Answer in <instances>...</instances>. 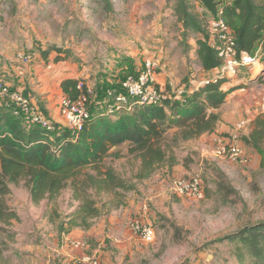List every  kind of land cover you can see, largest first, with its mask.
<instances>
[{
  "label": "rangeland",
  "instance_id": "rangeland-1",
  "mask_svg": "<svg viewBox=\"0 0 264 264\" xmlns=\"http://www.w3.org/2000/svg\"><path fill=\"white\" fill-rule=\"evenodd\" d=\"M109 2L0 0V70L6 67L10 72L15 68L23 73L25 69L34 72V66L43 63L51 71L60 65L77 64L78 72L91 71L92 101L99 94V86L104 87L105 95L123 89L126 80L123 76L134 70L130 61L135 51L132 48L148 53L154 58L149 60L160 66L167 60L174 61L169 72L172 78L162 85L169 95L181 84L190 86L191 78L199 82L213 76L200 75L201 63L191 62L188 56L187 45L197 43L200 35L190 32L187 37L182 36L183 26L176 14L177 0ZM195 12L205 23L211 19L200 3L195 2ZM123 62L128 67L120 73L118 68ZM255 68L242 69L232 78H238L237 82L222 78L224 81L220 84L226 88L221 90L227 94L218 97L219 107L208 108L220 113L222 120L233 116V132L209 133L174 142L179 128L170 129L165 142L171 145L170 152L177 157V163L165 164L141 180L135 177L140 160L127 153L128 146L122 144L120 156L114 154L119 147L113 149L106 162L115 167L130 188L124 191L120 205L112 200L106 202L102 214L89 229L73 228L72 233L63 230L67 228V216L77 205L71 198L70 188L51 202L34 204L24 181L12 183V192L6 200L18 211L20 220H13L15 238L5 239L7 245H0V264H88L84 260L88 255L96 256L101 264H241L234 244L216 239L264 220V155L246 141L254 129L253 122L264 114V82L258 81L260 66ZM158 69L159 66L155 72ZM31 71L24 75L34 82L35 74L31 76ZM0 80L11 90L17 88L2 73ZM209 86L204 85L197 95L187 97L207 98L210 94L204 89ZM56 89L57 86L55 94ZM26 94L31 95L28 91ZM171 113L169 110L168 114ZM119 116L109 117L118 119ZM34 129L57 145L56 131L47 134L41 127ZM61 133L69 136L64 142L78 139L70 128ZM232 135L243 147V157L233 160L216 156L212 149L230 141ZM197 175L202 180L201 195L179 191L180 183ZM135 223L151 225L155 230L154 239H142L133 227ZM248 263L261 264L255 259Z\"/></svg>",
  "mask_w": 264,
  "mask_h": 264
},
{
  "label": "trees",
  "instance_id": "trees-1",
  "mask_svg": "<svg viewBox=\"0 0 264 264\" xmlns=\"http://www.w3.org/2000/svg\"><path fill=\"white\" fill-rule=\"evenodd\" d=\"M106 1L110 4L109 0ZM195 2L204 6L211 17L220 14L224 17L234 32L238 52L251 53L264 42V0H177L176 14L183 26L182 36L187 37L190 32L200 35L196 39V54L206 70L218 69L222 58L216 47L217 40L210 33L209 21L205 23L195 12ZM131 66L134 70L128 75L138 76L141 71H135V66ZM128 75L123 76L124 79ZM223 81L211 83L204 89L210 94L207 98L187 97L186 101L168 98L160 104L136 107L133 112L120 114L118 119L106 115L98 119L95 116L101 115L104 105L109 102L104 87L99 86V94L89 103L92 118L79 133L77 141L64 142L69 136L61 132L69 128L63 123L56 122L55 130L46 129L47 134L56 131L57 145L34 129L40 126L29 124L23 116L14 115L13 105L0 94V245L5 246L7 239L15 238L13 220H20L18 211L6 200L12 192V183L24 181L34 204L44 200L51 202L70 188L71 198L77 205L67 216V228L63 230L89 229L102 214L106 202L112 200V203L120 205L124 191L130 188L115 167L106 162L112 150L119 147L114 154L120 156V147L127 145V153L140 160L135 174L137 180L149 178L165 164L175 165L177 157L170 152L171 145L165 142L169 130L179 128L174 142L214 132L220 117L208 108L219 107L218 97L227 94L221 90ZM258 81L263 83L264 75ZM82 82L77 78L64 79L61 82L63 97L76 99L81 93L78 86ZM87 87L83 82V89ZM41 109L46 111L42 106ZM253 124L254 129L246 141L264 155V114L258 116ZM107 196H112V199ZM100 202L103 205L100 206ZM216 241L234 244V252L241 264H249L250 259L264 263V220L248 224Z\"/></svg>",
  "mask_w": 264,
  "mask_h": 264
},
{
  "label": "built area",
  "instance_id": "built-area-1",
  "mask_svg": "<svg viewBox=\"0 0 264 264\" xmlns=\"http://www.w3.org/2000/svg\"><path fill=\"white\" fill-rule=\"evenodd\" d=\"M208 26L211 35L217 40L216 47L219 56L222 58V65L213 76L205 77L199 82L191 78L189 80L190 86L181 84L172 95H169L156 81L155 71L159 64H155L153 60H146L145 69L138 76L129 75L123 82L122 90L108 92L106 97H108L109 102L104 105L101 115L110 116L133 112L136 107L160 104L168 98L186 101L188 95L195 94L202 86L217 83L222 78H236L242 69L255 68L256 65L261 68L259 74L264 75V42L260 43L257 49L251 53L238 52L234 32L221 14L217 17H211ZM78 87L81 89V93L76 99L63 97L59 103V110L65 125L73 129L77 137L92 118L89 101L94 93V89L90 86L83 89V82ZM0 94L9 104L13 105L14 115L23 116L29 124L38 125L47 130L56 129V121L45 115L39 106L40 104L34 102V98L30 95H26L18 88L11 90L10 86L1 80ZM212 150L216 156L228 157L233 160L240 159L244 155L243 147L233 135L230 141L221 142L218 148ZM179 185L178 189L182 193L198 195L203 193L201 189L202 180L198 175ZM133 227L142 239L146 241L154 239L155 230L151 225L135 223ZM84 260L88 264H101L94 255H88Z\"/></svg>",
  "mask_w": 264,
  "mask_h": 264
},
{
  "label": "crops",
  "instance_id": "crops-1",
  "mask_svg": "<svg viewBox=\"0 0 264 264\" xmlns=\"http://www.w3.org/2000/svg\"><path fill=\"white\" fill-rule=\"evenodd\" d=\"M188 48H189L188 56H189L191 62H193L194 60H198V57L196 54V49H197L196 41H195L194 45L193 44L188 45L187 49ZM131 50L137 51V53H134L135 51L132 52L134 55H133V57H131V60H130L132 62V65L135 66V71L144 70L146 60L154 59L153 57L148 56V53H145L146 55L142 54L140 51L136 50L135 48H132ZM60 62H65V61H60ZM122 65H123L122 67L118 68V72H120V73L124 69H127V67H128V65H126L125 62H123ZM71 66H73V67H68V66L66 67L65 65H60V66H58L59 68H57L56 70L48 71L45 69L46 68L45 64L43 65V63H41V64L37 63L34 66L35 67L34 72L31 71L32 69L31 70L25 69L26 71H24V73H23V71L19 70V68H15V71L13 69V70H11V72H12L11 73L10 71H8V69L6 67H4L2 70H0V73H2L6 78H8L11 82H13L19 90L28 91L31 94L30 96L34 97V102L39 103L46 110L47 115L51 116L54 121L65 124L64 118L61 115L60 110H59V103H60V101L64 95V92H63L62 87H61V82L67 78L80 79L83 82H86L88 86H90L94 82L93 79L91 78V76L89 75L91 71H81V73H80V72H78V70H80V67H78L77 64H74ZM173 67H174V61H170V60L163 62V64H161V66L159 65L160 69H158L156 72V81L159 83L160 86L167 83L166 81H168V78H172L170 76V73H171L170 71L173 69ZM200 67L203 68L202 65ZM252 69H254V68L252 67ZM202 70H203V73L200 74L202 76H204L206 74L207 75H213L217 72V69H215V68L212 70H205L203 68ZM254 70H256V69H254ZM29 71H31V73H30L31 76H33V74H35V76H34L35 81L34 82H33V80L28 81L24 75L25 72L29 73ZM206 72H208V73H206ZM48 78H51V79H48ZM36 79H37V81H36ZM237 79H232V81L237 82ZM224 85L225 84H223L221 87L226 88V86L224 87ZM55 86H57V89H56V91H58L57 94L54 93ZM220 118H221V115H220ZM232 118H233V116H229L227 118L225 116L224 120H222V118H221L218 122V125H217L215 131L212 133L220 134L222 132H228V133L233 132V130L235 128V124H234V121H232ZM206 134H209V133H206ZM30 204L32 205L31 202H30ZM19 216H20V214H19ZM72 232H73V230H71L70 233H72ZM66 237H67V239H70L69 236H66ZM72 240L73 239H70V241H72Z\"/></svg>",
  "mask_w": 264,
  "mask_h": 264
}]
</instances>
